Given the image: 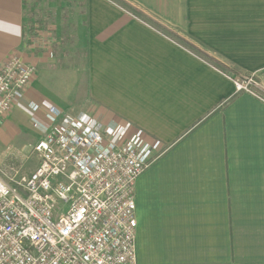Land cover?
Returning <instances> with one entry per match:
<instances>
[{
    "label": "crops",
    "instance_id": "obj_1",
    "mask_svg": "<svg viewBox=\"0 0 264 264\" xmlns=\"http://www.w3.org/2000/svg\"><path fill=\"white\" fill-rule=\"evenodd\" d=\"M14 55L36 73L0 121L1 175L34 174L32 118L56 106L151 160L138 264H264V0H0V68Z\"/></svg>",
    "mask_w": 264,
    "mask_h": 264
},
{
    "label": "built area",
    "instance_id": "obj_2",
    "mask_svg": "<svg viewBox=\"0 0 264 264\" xmlns=\"http://www.w3.org/2000/svg\"><path fill=\"white\" fill-rule=\"evenodd\" d=\"M35 73L16 55L0 68V121ZM233 82L236 93L256 86L253 75ZM44 119L32 118L43 132L32 148L34 174L23 176L18 165L0 174V264H138L135 185L151 160L133 143L64 124L56 106Z\"/></svg>",
    "mask_w": 264,
    "mask_h": 264
},
{
    "label": "trees",
    "instance_id": "obj_3",
    "mask_svg": "<svg viewBox=\"0 0 264 264\" xmlns=\"http://www.w3.org/2000/svg\"><path fill=\"white\" fill-rule=\"evenodd\" d=\"M115 1H117V0H115ZM118 1H119V0H118ZM132 10H133L132 12L135 13V14H136L138 17H140L141 19H147L146 15H145L142 11H139V10L134 9V8H133ZM145 21H146V20H145ZM152 23H153L155 26H157L158 28H160L163 32H165V33L171 35V36L174 37V38L179 39V40L183 43L182 45H184V46H186V47H189V48H191L192 50H195V51L199 52L198 49H196V47H194V45H192V43H190V42H188V41H186V40L180 38V37L177 36L175 33H173V32H171V31L165 29L164 27H161V26H160L159 24H157L156 22L152 21ZM199 53H200V52H199ZM206 57H207V56H206ZM243 78H244V77H243Z\"/></svg>",
    "mask_w": 264,
    "mask_h": 264
},
{
    "label": "rangeland",
    "instance_id": "obj_4",
    "mask_svg": "<svg viewBox=\"0 0 264 264\" xmlns=\"http://www.w3.org/2000/svg\"><path fill=\"white\" fill-rule=\"evenodd\" d=\"M83 91L85 92V86L83 87ZM85 94H86V93H85ZM77 101H81V100H77ZM85 104H86V103H85V101H84L83 104L81 103V104L78 105V106H82V105H85ZM28 160H29V159H28ZM28 160L25 159V162L28 161ZM29 163H30V162H28L27 164L24 163V165H23V164L18 165V166L20 167L21 174H22V172H23V169H25L24 167H25V166H28ZM23 176H25V175H23Z\"/></svg>",
    "mask_w": 264,
    "mask_h": 264
}]
</instances>
